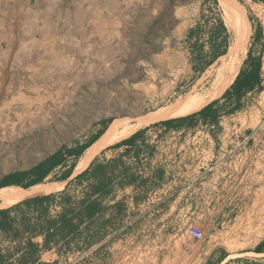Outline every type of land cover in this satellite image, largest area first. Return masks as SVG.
Here are the masks:
<instances>
[{
  "label": "rangeland",
  "instance_id": "374dc122",
  "mask_svg": "<svg viewBox=\"0 0 264 264\" xmlns=\"http://www.w3.org/2000/svg\"><path fill=\"white\" fill-rule=\"evenodd\" d=\"M223 2L241 15L245 56L258 52L254 87L239 96L233 86L223 95L225 89L212 100L217 121L189 125L188 133H177L186 120L175 119L197 110L140 125L160 110L186 109L223 73L234 42ZM261 5L264 0L0 1V180L86 142L112 122L120 138L138 127L164 129L160 143L149 136L117 157L118 167L129 166L137 177L155 157L164 162L155 181L136 180L133 203L131 192L120 194L127 184L114 182L108 198L119 203L104 226L116 232L103 264H146V258L148 264L162 258L164 264H264ZM245 56L236 76L246 69ZM167 119H174L172 127L161 124ZM184 155L188 162H179ZM67 193L73 201L82 197L74 181Z\"/></svg>",
  "mask_w": 264,
  "mask_h": 264
},
{
  "label": "crops",
  "instance_id": "0c3cea01",
  "mask_svg": "<svg viewBox=\"0 0 264 264\" xmlns=\"http://www.w3.org/2000/svg\"><path fill=\"white\" fill-rule=\"evenodd\" d=\"M254 5H256V3H254ZM257 16H259L260 19L264 18V5H261L259 7ZM257 54L258 52L254 53L253 51H249L246 54L243 60L242 70L244 71V66L246 69L241 75V78H245L249 75L252 69V64L256 61ZM237 87L238 85L234 87V92H236ZM207 119L208 117L206 118L204 115L197 116L192 119H185L186 121L183 122L182 128L178 130L177 133H188L190 131H187L188 129L186 130V128L189 125H192L194 123L206 122ZM107 127L103 129V132L100 134V136L103 135ZM142 128L140 129V127H138L131 131L129 134L118 138L117 140L111 143L103 145L81 171L87 168L92 161L107 162L112 160H118L117 157L122 153V151H129L133 149V147L135 148L141 143L148 142L147 138L149 136L151 138H156V143H160V139L164 137V129H159L157 131L151 132L143 131ZM118 131L119 125L117 128V133ZM193 133L203 134L201 131H193ZM151 141L154 142L153 140ZM80 143L82 142H78L77 144ZM77 144L67 148H72ZM115 144L117 145L114 146ZM154 147L156 148V146ZM85 150L78 157H67L62 164H59L54 167L39 183L33 184L26 188L15 184L0 187V221H2L3 218H10L13 221V227L11 229L3 230L0 228V264H103V251L108 248L107 241L116 232L114 227L107 230L104 226V219L109 218L114 214L112 209L109 208L90 219L85 218L82 226L80 227L79 238L74 239L71 233H67L66 231H64L62 237L55 236V238L49 239L48 241H46L47 230L44 227L45 221L49 218H57L60 213V210L56 208V210L54 211L50 205L48 209L51 210L46 213V215L41 216H39L36 212L28 211L27 214H29L33 218H31V223L34 225V227L27 229L24 227V220L26 219L25 217L28 215H23L24 213H21V211L19 210L20 207H22V204L20 203H22L24 200L33 198L35 196L54 194L61 191L69 181L73 180V178L81 172L80 171L78 173H74L79 159L81 158ZM194 150H196V148H194ZM204 153L206 154V156H204L203 158H206L208 156L210 157L211 155L210 150H208L207 152L204 151ZM188 159L189 158H187V160ZM161 162H164V159H156V157L155 159H152L151 166H148V168H144L143 172L139 171L141 175H139L138 177L135 175L136 180L145 178L148 181H155V168H157V165L161 164ZM179 162H188L185 161V155L183 156V159ZM191 162L195 163V158H192ZM198 163H200V161ZM202 164L206 165V168H204V170L209 169L207 167V162ZM70 165H72L71 168L69 167ZM34 177H36V174H31L29 177L24 178L22 182L25 183L27 180ZM118 179L120 178L118 177ZM136 180L130 184H127V186H124L120 190V194H122V196H124V192L132 193L129 195V200L131 203H133L134 201L133 192L136 191L137 188ZM57 185H59V187L49 192L38 194L36 193L32 195L30 194L31 196L27 195V193L34 186L53 187ZM25 192L26 194H24ZM17 193H19L20 195ZM4 194L8 196H11L10 194H13L12 196H18V198L13 199V201L8 200V204L6 198L2 197V195L4 196ZM105 201L107 202V205H112L115 202H119V197H109ZM51 230H56V228L52 227L48 231ZM147 248L148 247L146 245L145 249ZM259 249L264 250V242L259 245ZM146 264H148L147 258ZM161 264H164V258H162Z\"/></svg>",
  "mask_w": 264,
  "mask_h": 264
},
{
  "label": "trees",
  "instance_id": "16d2710c",
  "mask_svg": "<svg viewBox=\"0 0 264 264\" xmlns=\"http://www.w3.org/2000/svg\"><path fill=\"white\" fill-rule=\"evenodd\" d=\"M213 2L215 3L216 0H213ZM217 25L225 32V28L221 20L218 19ZM219 33L220 31L215 35V37H217ZM226 38L227 36L224 35L223 40L225 46L227 45ZM225 52V48L221 51H215L211 60L213 61L217 57L224 55ZM257 67L258 65L254 62L249 75L245 78H241V74L238 73L233 83L228 88H226L223 95H226L232 86L236 87L238 85L235 92V94L238 96L244 93L246 89H252L257 82ZM215 102L216 100L208 103L200 110L191 113L186 117H179L175 120L182 121L204 115L206 118L208 117V121L212 123L216 122L217 116L216 114L214 115V111L212 110ZM173 120L174 119H167L162 121L161 124H163L165 127H172ZM102 132L103 129L98 131L94 136L90 137L86 142L77 144L72 148L63 147L58 149L28 171L9 173L5 175L0 180V187L15 184L26 188L41 182L54 167L62 164L67 157H78L100 136ZM116 145L117 144L114 146ZM117 163V160L107 162L92 161L87 168L77 174L73 180L69 181L63 190L54 194L35 196L20 203L26 210L23 215H25L27 211L36 212L39 216L46 215L48 207L53 201L59 205L60 213L57 218H49L45 221L44 227L47 230L46 241L55 238V236L62 237L64 231L71 233L74 239L79 238L80 227L82 226L85 218L90 219L95 215L109 209L110 207L118 205L119 202H115L112 205H107V202L105 201L108 199V196L111 193V189L114 184L113 182L117 180L116 182L119 184H130L136 180L135 175L133 173H129V166L118 167ZM69 167L71 168L72 165ZM31 174H36V177L31 178L23 183L22 180L29 177ZM118 177L120 179H118ZM72 181H74V183H76L81 188L82 197L77 201H73L72 197L67 193V189ZM56 198H59V201H56ZM25 218L24 227L26 229L34 227V225L30 222V219L27 217ZM12 227L13 221L10 218H3L2 221H0L1 229L9 230ZM52 227L56 228V230H51L52 232L48 231Z\"/></svg>",
  "mask_w": 264,
  "mask_h": 264
},
{
  "label": "bare ground",
  "instance_id": "6f19581e",
  "mask_svg": "<svg viewBox=\"0 0 264 264\" xmlns=\"http://www.w3.org/2000/svg\"><path fill=\"white\" fill-rule=\"evenodd\" d=\"M229 3V2H228ZM223 7V14H224V21L226 25L228 26L229 30L233 32L234 35V42L230 49L228 50V62L225 64L223 73L212 83L211 90L206 93L203 97L200 98H189L188 105L186 106V109L184 107L177 108L176 110H160L156 113L150 114L147 118L140 121V125L146 124L149 122H152L154 120L162 119L171 115L178 114L180 112H192L200 109L204 105H206L208 102L212 101L213 99L217 98L222 92L226 89L227 86L230 85V83L233 81L234 77L236 76V73L238 71L239 65L242 62L243 57L245 56V43H246V29L244 26V23L240 20V16L238 14V11L231 5L224 3L222 4ZM241 14V13H240ZM186 103V104H187ZM185 104V105H186ZM175 109V108H174ZM186 110V111H185ZM179 115V114H178ZM117 122H112L106 129V131L101 135L94 143H92L83 153L81 158L79 159V162L75 168L74 173L80 172L91 160V158L100 150V148L103 145H106L108 143H111L118 138L117 133ZM59 187L53 186V187H39L34 186L27 195L32 194H38V193H46L51 190H54L55 188ZM19 194V193H17ZM26 194V192L24 193ZM11 196L13 194H10ZM16 195V194H14ZM20 195V194H19ZM23 195V194H21ZM30 195V196H31ZM8 196L4 194L2 197L6 198L8 204V200L17 199L18 196ZM22 197V196H21ZM20 199V198H19ZM6 202V201H5ZM6 202V203H7Z\"/></svg>",
  "mask_w": 264,
  "mask_h": 264
}]
</instances>
